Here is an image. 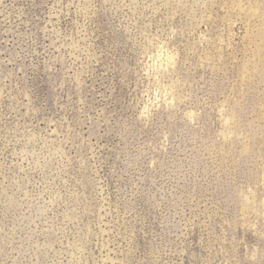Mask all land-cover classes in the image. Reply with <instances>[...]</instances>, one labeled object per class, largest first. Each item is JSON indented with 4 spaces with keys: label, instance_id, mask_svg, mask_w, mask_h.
Segmentation results:
<instances>
[{
    "label": "rangeland",
    "instance_id": "obj_1",
    "mask_svg": "<svg viewBox=\"0 0 264 264\" xmlns=\"http://www.w3.org/2000/svg\"><path fill=\"white\" fill-rule=\"evenodd\" d=\"M0 264H264V0H0Z\"/></svg>",
    "mask_w": 264,
    "mask_h": 264
}]
</instances>
